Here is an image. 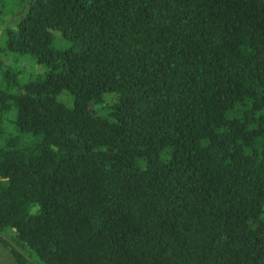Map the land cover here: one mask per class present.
Returning <instances> with one entry per match:
<instances>
[{
  "label": "trees",
  "instance_id": "obj_1",
  "mask_svg": "<svg viewBox=\"0 0 264 264\" xmlns=\"http://www.w3.org/2000/svg\"><path fill=\"white\" fill-rule=\"evenodd\" d=\"M0 241L264 264V0H0Z\"/></svg>",
  "mask_w": 264,
  "mask_h": 264
},
{
  "label": "rangeland",
  "instance_id": "obj_2",
  "mask_svg": "<svg viewBox=\"0 0 264 264\" xmlns=\"http://www.w3.org/2000/svg\"><path fill=\"white\" fill-rule=\"evenodd\" d=\"M53 47H55L57 50H60V51L66 50V49H71V48L75 49V50L81 49V46L79 43H77L73 40H68V39L62 37V35H60V34L54 35ZM12 66L17 67V69H19V71L24 70L27 73V75H29V71H31L32 74H33V72H34V74H38L40 71H43V67L41 65H38L35 61H33V59L32 60L31 59L26 60L23 64H21V63L16 64L15 63ZM71 100H73V99H71ZM107 105H108L107 102H105V103H103V105L98 106L100 109V112L103 115H105V109H106ZM0 264H17L15 259L11 255L10 251L8 249H6L5 247H3V245L1 244V241H0Z\"/></svg>",
  "mask_w": 264,
  "mask_h": 264
}]
</instances>
